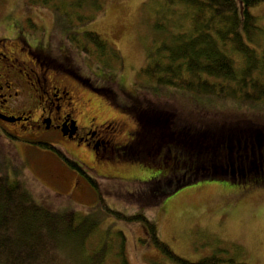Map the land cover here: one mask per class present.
<instances>
[{"label":"rangeland","instance_id":"374dc122","mask_svg":"<svg viewBox=\"0 0 264 264\" xmlns=\"http://www.w3.org/2000/svg\"><path fill=\"white\" fill-rule=\"evenodd\" d=\"M69 1L71 0H47L45 4H40L42 0H0V36L10 37L22 33L26 39H31V44L39 37L49 39L51 45H61L62 50L70 52L68 58L73 61L72 67L91 80L94 87L112 89L116 94L114 99L95 91L84 81L79 82L72 70H69L72 74L66 71L70 77L63 73L58 76L63 78L61 81L69 83V89L76 100H88L83 104L88 116H94L97 122L120 123L119 127L114 126V141L125 142L128 132L135 128L131 116L118 106L126 101L128 94L133 95V99L142 107L149 105L157 111V120H151L155 127L154 133L161 129L164 132L165 122L168 120L175 121L178 115L183 117L191 113L206 121L216 122L219 128H214L212 132L219 130L221 133L231 123L243 125L247 116L264 123V103L256 110L251 105L233 110L231 105L230 108L225 106L226 102L221 104L216 97L209 106L198 102L197 106L187 108L185 105L190 98L176 89H171V93L159 95L158 98L147 92L137 91L142 80L137 70L145 64L148 49L160 38L153 28V22L155 13L164 0H99L100 12L96 16L94 14L92 20L76 24L73 28L77 33L95 31L118 50L121 61L112 59L114 69L101 66L90 54L76 49L65 38L66 31L60 26L59 20H55L54 10L50 5H55L61 11ZM89 3L86 0L82 7L87 13L92 11ZM249 10L255 15L261 31H264V2L251 6ZM258 38L261 39L257 50L262 52L264 36ZM169 110H174L175 113L166 118ZM159 114L161 121H158ZM65 117L69 125L70 116ZM172 126L174 127V122ZM12 129L18 135L27 134ZM212 132L211 137L205 135L202 139L214 140ZM220 133L216 139L224 135ZM157 135L161 134L157 132ZM93 138L101 140L99 135ZM40 140H51L54 143L52 145L67 151L82 166L84 173L87 171L96 176L99 181L96 187L87 181L82 172L67 166L52 151L5 132H0V173L22 180L33 196L46 206L58 210L72 207L81 214L90 213L95 216L98 222L97 232L87 239L86 247L90 250L101 241H106L110 251L105 264H117L112 259L116 256L114 251L120 241L117 231L124 235V251L129 264L175 263L149 241L141 223L127 222L103 211L98 205L97 190L106 204L114 209L125 213L143 212L153 220L159 238L175 253L190 260L216 252L223 258L232 259L218 264H264V184L252 186L247 181L248 178L240 182L217 177L199 178L176 187L154 203L147 191L142 193V198L137 193L131 196L129 192L138 191L145 186L144 182L154 176L164 175L166 169L153 163L116 159L113 155L109 159H101V155L97 153L91 159L89 147L81 145L76 148L69 142L64 143V146L48 134L43 135ZM156 143L153 142L152 146L155 147ZM134 144L136 148L140 147ZM231 164L226 161L224 166L229 167L228 170L234 167V174L240 176L243 173H239V167L243 168L241 163L238 168L237 159L232 166ZM254 168L253 164L250 169ZM243 176L247 177V172L244 171ZM217 248L221 250L218 251Z\"/></svg>","mask_w":264,"mask_h":264},{"label":"trees","instance_id":"16d2710c","mask_svg":"<svg viewBox=\"0 0 264 264\" xmlns=\"http://www.w3.org/2000/svg\"><path fill=\"white\" fill-rule=\"evenodd\" d=\"M46 1L42 0L40 4ZM89 2L92 6L89 13L82 8L86 0H71L61 11L55 5L50 6L55 20H59L66 31L65 38L76 49L90 54L101 66L114 69L112 59L121 61L118 50L95 31H73L76 24L90 21L100 12L99 0ZM261 2L264 0H164L153 22L160 38L148 49L145 64L137 70L142 79L137 91L158 98L176 89L192 101L188 99L187 108L197 106L198 102L209 106L216 97L221 104L231 105L233 110L247 105L255 110L259 108L264 103V50L258 51L257 47L261 39L258 37L264 36V31L249 9ZM81 81L87 83L86 77L82 76ZM89 83L95 91L114 99L116 94L112 89L94 87L91 80ZM133 97L128 94L123 104L115 103L131 116L136 131L133 136L143 138V143L136 148L135 142L130 140L123 146L120 159L153 163L166 169V173L144 182L145 186L138 191L129 192L131 196L137 193L142 198V193L147 191L152 201L157 203L176 187L199 178L217 177L237 182L248 178L252 186L264 184L263 122L247 116L243 125L229 124L227 130H221L224 135L216 139L220 133L219 130L212 132L218 127L216 122L206 121L194 113L183 117L178 115L175 121L172 120L174 127L172 121L166 120L164 132L162 129L157 131L165 142L158 151V143L152 146L153 138L158 135L153 132L155 127L151 122L152 119L157 120V111L149 105L142 107ZM172 113L175 111L169 110L166 118ZM158 121H161L160 114ZM211 132L214 140L202 139L205 135L211 137ZM16 136L13 135L52 151L67 166L82 172L94 187L99 183L96 176L87 171L84 173L82 166L64 149L47 141ZM236 159L237 168L239 163L243 166L239 167V173L243 172L240 176L234 174V167L228 170L229 167L224 166L226 161L233 164ZM250 164L255 168L251 170ZM244 171L247 177L243 176ZM96 194L103 211L127 222L141 223L149 241L175 264L232 261L216 252L196 260L181 256L159 238L153 220L143 212L125 213L114 209L106 204L98 190ZM97 225V219L90 213L81 214L72 207L58 210L40 203L22 180L0 173V264H105L110 251L106 241L90 250L86 247L87 239L97 232ZM116 233L120 241L112 259L117 264H129L124 251V235L121 231Z\"/></svg>","mask_w":264,"mask_h":264},{"label":"flooded vegetation","instance_id":"af4514ba","mask_svg":"<svg viewBox=\"0 0 264 264\" xmlns=\"http://www.w3.org/2000/svg\"><path fill=\"white\" fill-rule=\"evenodd\" d=\"M29 40L22 33L10 37L0 36L1 133L16 136L18 134L14 128L27 133L16 137L34 141H40L43 135L48 134L62 144L69 142L76 148L81 145L89 147L91 159L97 153L101 159L113 156L120 159V150L130 140L138 145L143 143V138L133 136L135 130L128 132L125 142L118 143L112 135L115 133L114 126L119 127L120 123L97 122L94 116H88L83 105L88 100H76L69 89V83L58 78L62 73L70 77L66 71L72 70L79 82H82L83 75L72 67L73 61L68 58L69 51L62 50L61 45H51L49 39L44 37L32 41V44ZM86 80L90 86L91 83ZM65 115L70 116L69 125ZM98 135L101 140L93 138ZM156 138H153V142L158 143L159 151L165 142L162 135ZM41 141L54 144L51 140Z\"/></svg>","mask_w":264,"mask_h":264}]
</instances>
